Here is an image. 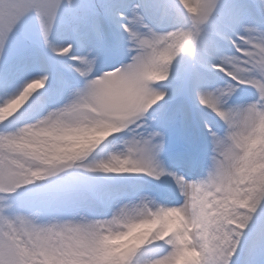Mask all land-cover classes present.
<instances>
[{"label": "snow or ice", "instance_id": "obj_1", "mask_svg": "<svg viewBox=\"0 0 264 264\" xmlns=\"http://www.w3.org/2000/svg\"><path fill=\"white\" fill-rule=\"evenodd\" d=\"M0 264H264V0H0Z\"/></svg>", "mask_w": 264, "mask_h": 264}]
</instances>
